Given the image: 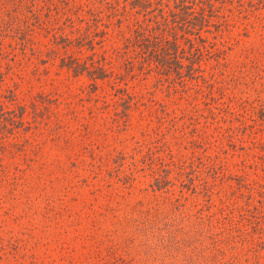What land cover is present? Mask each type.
<instances>
[{
	"label": "rangeland",
	"instance_id": "374dc122",
	"mask_svg": "<svg viewBox=\"0 0 264 264\" xmlns=\"http://www.w3.org/2000/svg\"><path fill=\"white\" fill-rule=\"evenodd\" d=\"M177 3L0 0V264H264V0Z\"/></svg>",
	"mask_w": 264,
	"mask_h": 264
},
{
	"label": "trees",
	"instance_id": "16d2710c",
	"mask_svg": "<svg viewBox=\"0 0 264 264\" xmlns=\"http://www.w3.org/2000/svg\"><path fill=\"white\" fill-rule=\"evenodd\" d=\"M179 3H177L178 5V8L182 11V12H184L185 14H190V13H192L193 12V10L191 9V7H190V9H189V11H187V10H182L183 8H187L188 6L187 5H185L184 3H181L182 1H184V0H177ZM176 14H177V11H176ZM192 17H196L193 13H192ZM201 16V19H203V16L202 15H200ZM183 20H187V19H185V18H187V16H183V17H181ZM156 23H158V24H160V23H163L164 24V21L162 20V21H156ZM160 38V37H159ZM175 38V37H174ZM161 40H165L163 43H162V45H160V46H158V47H154L153 48V46H151L150 48L153 50L152 52H151V54H159V52H163L164 54L166 53L165 52V49H162V48H164V46L165 45H167L169 42H170V40H168V39H166V37L165 36H162V38H161ZM174 40V39H173ZM160 44V43H159ZM172 46L171 48H176V43H174V42H172V40H171V42H170V44H168V46Z\"/></svg>",
	"mask_w": 264,
	"mask_h": 264
}]
</instances>
